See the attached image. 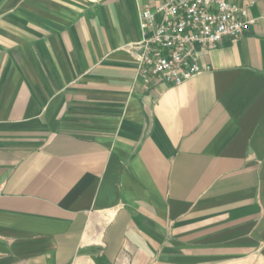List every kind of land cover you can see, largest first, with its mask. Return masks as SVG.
I'll use <instances>...</instances> for the list:
<instances>
[{"label": "crops", "instance_id": "crops-1", "mask_svg": "<svg viewBox=\"0 0 264 264\" xmlns=\"http://www.w3.org/2000/svg\"><path fill=\"white\" fill-rule=\"evenodd\" d=\"M164 0H0V264H264V0L181 85L126 47Z\"/></svg>", "mask_w": 264, "mask_h": 264}, {"label": "built area", "instance_id": "built-area-1", "mask_svg": "<svg viewBox=\"0 0 264 264\" xmlns=\"http://www.w3.org/2000/svg\"><path fill=\"white\" fill-rule=\"evenodd\" d=\"M253 24L245 8L226 0H164L140 14L142 40L126 47L138 64V76L181 85L210 70L195 59V45L217 48L239 39Z\"/></svg>", "mask_w": 264, "mask_h": 264}]
</instances>
